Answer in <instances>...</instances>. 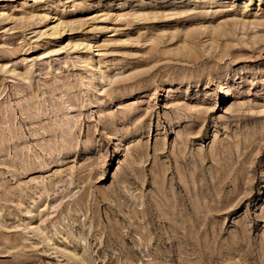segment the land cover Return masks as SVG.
I'll return each instance as SVG.
<instances>
[{
    "label": "rangeland",
    "instance_id": "rangeland-1",
    "mask_svg": "<svg viewBox=\"0 0 264 264\" xmlns=\"http://www.w3.org/2000/svg\"><path fill=\"white\" fill-rule=\"evenodd\" d=\"M0 264H264V0H0Z\"/></svg>",
    "mask_w": 264,
    "mask_h": 264
},
{
    "label": "bare ground",
    "instance_id": "bare-ground-1",
    "mask_svg": "<svg viewBox=\"0 0 264 264\" xmlns=\"http://www.w3.org/2000/svg\"><path fill=\"white\" fill-rule=\"evenodd\" d=\"M260 1H262V0H260ZM62 20V19H61ZM60 25V27H61V33L60 34H62V35H64L65 33H66V30L63 28V26H62V24H59ZM59 27V28H60ZM54 29V28H53ZM55 29H57V27H55ZM59 31V30H58ZM60 32V31H59ZM55 33V32H54ZM58 33V32H57ZM59 34V33H58ZM77 46V45H76ZM89 49H91V46L89 45ZM85 63V65H86V68H87V70L89 71V73L91 72L92 74H93V78H92V80H93V82L94 81H96V79H97V76H98V73L96 72V70H97V68H98V66H94V65H92V64H90V63H88V62H84ZM98 64H100V63H98ZM96 72V73H95ZM95 85V84H94ZM69 90V89H68ZM225 93V92H224Z\"/></svg>",
    "mask_w": 264,
    "mask_h": 264
}]
</instances>
